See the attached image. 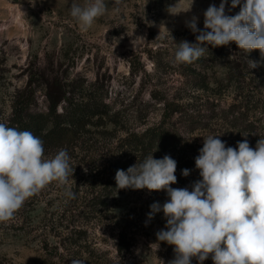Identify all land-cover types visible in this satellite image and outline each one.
<instances>
[{"label": "rangeland", "instance_id": "1", "mask_svg": "<svg viewBox=\"0 0 264 264\" xmlns=\"http://www.w3.org/2000/svg\"><path fill=\"white\" fill-rule=\"evenodd\" d=\"M33 2L0 0V117L11 114L15 93L26 86L28 72L38 70L61 79L78 75L94 82L100 77L124 118L117 126L91 128L88 140L67 151L73 170L68 183H50L28 199L14 219L0 223V264H71L72 259L84 264H168L175 258L174 246L158 242L156 236L167 230L166 218L162 211L148 218L150 206L163 205L167 193L118 189L113 170L127 171L152 154L156 159L165 156L128 148V133L161 120L164 106L158 100L187 103L195 89L186 84L174 61L177 36L193 16L204 30L205 11L213 4L219 7L221 0H177L173 5V0H104V15L87 30L70 13L73 4L83 7L89 0ZM243 3L231 8L228 0L225 14L236 15ZM250 56L260 62L257 68L250 69ZM228 58L226 53L208 65L211 89L195 91L201 99L195 105L201 126L189 132L180 127L178 116L171 120L188 144L184 157L175 151L167 154L177 162L173 188L191 191L201 179L195 158L203 137L219 136L226 147L234 148L244 139L255 148L264 139V61L259 50H253L245 57L241 83L230 87L223 80ZM36 98L44 108L43 91ZM241 106L253 122L251 135L238 115H232ZM59 150H45V157ZM186 168L187 177L182 175ZM69 191L75 198L67 196ZM191 264L200 262L194 257ZM203 264H213L211 255Z\"/></svg>", "mask_w": 264, "mask_h": 264}, {"label": "clouds", "instance_id": "2", "mask_svg": "<svg viewBox=\"0 0 264 264\" xmlns=\"http://www.w3.org/2000/svg\"><path fill=\"white\" fill-rule=\"evenodd\" d=\"M227 3L221 0L219 7H208L204 30L197 27L195 16L185 22L199 34L196 43H178L175 62L190 64L204 55L208 45L232 42L246 54L259 50L264 61V0H244L234 16L225 14ZM240 5L241 0H231V8ZM105 11L104 0H89L83 7L73 4L70 14L87 30ZM248 61L250 69L260 65ZM218 137H203L195 158L201 179L191 191L171 187L177 183V162L170 155L156 159L152 154L127 171L116 172L118 189L167 193L169 199L163 205L150 206L148 218L161 211L166 218L167 230L156 236L158 242L174 246L175 258L168 264H191L194 257L203 264L209 255L213 264H264V139L255 148L247 139L234 148ZM44 153L43 141L31 131L0 122V223L14 219L24 203L50 183H68L73 170L67 150L60 149L51 158ZM189 174V169L182 170L183 176ZM67 196L75 198L71 191ZM71 264L84 261L72 259Z\"/></svg>", "mask_w": 264, "mask_h": 264}, {"label": "trees", "instance_id": "3", "mask_svg": "<svg viewBox=\"0 0 264 264\" xmlns=\"http://www.w3.org/2000/svg\"><path fill=\"white\" fill-rule=\"evenodd\" d=\"M176 1L173 0L170 4L173 5ZM198 34L187 28L178 34L176 45L183 40L196 43ZM207 47L204 55L194 62L179 63L180 74L186 84L195 91H209L211 82L207 74L208 65L217 63L225 57L226 53H229L230 58L226 63L223 80L227 81L230 87L239 83L243 77L245 57L248 54L252 55L253 51L243 54L234 42L227 46L208 45ZM251 59L252 56H250ZM39 91L44 93V108L38 107L36 93ZM195 91L187 96V103H183V100H180L182 103L158 100V103L164 106L161 120L146 125L141 131L133 130L128 133V139L132 142L126 146L141 152L155 151L159 155H167L175 151L178 156L184 157L183 153L187 151L188 144L179 126L176 122L171 123V120L178 116L182 121L180 127L189 132L201 126L195 110L196 102L201 99L195 96ZM209 101L210 99L206 100V104ZM245 110V107L241 106L232 115H238L236 119L241 120V124L247 125V134L251 135L255 130L250 117L244 115ZM123 115L124 110L110 100L109 89L100 77L90 82L78 75L61 79L52 73L30 70L27 74L26 86L17 90L13 97L11 114L5 118L0 117V122L22 131H31L43 141L45 150L66 149L68 151L75 150L80 142L88 140L91 128L117 126L124 118ZM118 169L114 168L113 173Z\"/></svg>", "mask_w": 264, "mask_h": 264}]
</instances>
